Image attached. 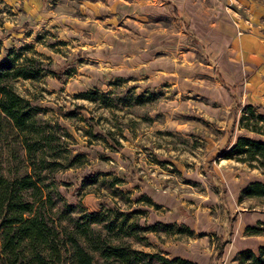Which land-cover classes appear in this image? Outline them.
<instances>
[{
    "label": "rangeland",
    "instance_id": "1",
    "mask_svg": "<svg viewBox=\"0 0 264 264\" xmlns=\"http://www.w3.org/2000/svg\"><path fill=\"white\" fill-rule=\"evenodd\" d=\"M173 1L177 13L165 0H0V59L5 48L27 42L66 72L12 85L68 130L73 154L85 155L84 164L54 173L67 202L93 210L115 199L139 209L140 223L172 224L173 231L146 233L152 246L144 249L196 264H239L238 250L264 246V233L244 232L264 223V197L238 199L242 185L264 181V172L219 153L239 135L257 136L239 126L244 104L264 114V0ZM116 76L126 80L109 86ZM129 85L157 91L156 99L109 110L74 95ZM75 105L104 139L62 116ZM95 171L99 180L75 194L80 177ZM112 175L123 180L109 186ZM113 186L129 202L111 195ZM181 225L190 232H179Z\"/></svg>",
    "mask_w": 264,
    "mask_h": 264
},
{
    "label": "trees",
    "instance_id": "2",
    "mask_svg": "<svg viewBox=\"0 0 264 264\" xmlns=\"http://www.w3.org/2000/svg\"><path fill=\"white\" fill-rule=\"evenodd\" d=\"M186 31L201 46L192 31ZM34 53L31 44L23 42L5 48L0 59V264H95L96 260L106 264H196L183 257H168L160 250L144 249L152 246L146 233L173 231L170 223L146 219L140 223L136 218L139 209L122 208L115 199H111V205L100 201L93 210H87L79 200H65L54 173L82 165L86 158L83 153H72L68 147L72 137L65 127L56 119L41 116L40 107L12 85L19 77L36 79L49 74L61 79L63 73L66 75L65 71L55 70L49 58ZM124 80L126 77L116 76L107 84L115 87ZM74 95L113 110L152 102L157 91L135 93L129 85L119 91L88 87ZM255 107L250 103L242 106L239 126L257 136H237L219 156L233 158L262 173L264 114ZM81 108L75 105L62 111V116L84 122L86 127L81 130L91 139H104L105 135L93 130L92 115L83 116ZM100 172L82 175L74 193H79L84 184H95ZM122 180L112 175L108 184ZM109 193L129 202L126 192L117 186ZM250 196L264 197V181L255 179L242 185L238 199ZM140 197L154 204L146 195ZM176 229L190 232L183 225ZM244 232L264 233V223L246 225ZM234 256L239 264H264V246L256 252L240 249Z\"/></svg>",
    "mask_w": 264,
    "mask_h": 264
},
{
    "label": "crops",
    "instance_id": "3",
    "mask_svg": "<svg viewBox=\"0 0 264 264\" xmlns=\"http://www.w3.org/2000/svg\"><path fill=\"white\" fill-rule=\"evenodd\" d=\"M165 3L167 4V5H171V7H172V9H173V12H175V13H177V11H176V6H175V3H174V1L173 0H165ZM189 29H191V27H189ZM192 30V29H191ZM193 32V31H192ZM194 33V32H193ZM195 34V33H194ZM195 36H197L196 34H195ZM198 37V36H197ZM198 39H199V41H200V44H202L201 43V40H200V38L198 37ZM142 53H146V52H142ZM141 53H139L138 55H140ZM131 59H132V57H131ZM137 64L135 63V61H133L132 62V64H131V66H136Z\"/></svg>",
    "mask_w": 264,
    "mask_h": 264
}]
</instances>
